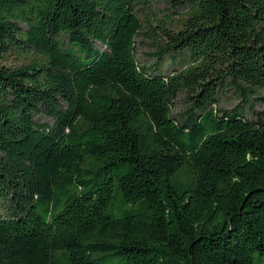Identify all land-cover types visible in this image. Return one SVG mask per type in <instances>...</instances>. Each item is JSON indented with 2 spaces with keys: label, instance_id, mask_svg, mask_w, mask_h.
I'll use <instances>...</instances> for the list:
<instances>
[{
  "label": "trees",
  "instance_id": "16d2710c",
  "mask_svg": "<svg viewBox=\"0 0 264 264\" xmlns=\"http://www.w3.org/2000/svg\"><path fill=\"white\" fill-rule=\"evenodd\" d=\"M165 2L153 27L138 0H0V264L264 257V113L213 107L264 88V0ZM140 36L190 65H139Z\"/></svg>",
  "mask_w": 264,
  "mask_h": 264
},
{
  "label": "rangeland",
  "instance_id": "374dc122",
  "mask_svg": "<svg viewBox=\"0 0 264 264\" xmlns=\"http://www.w3.org/2000/svg\"><path fill=\"white\" fill-rule=\"evenodd\" d=\"M135 10L140 17V20L145 24V18L153 19L152 26L156 27L157 19L164 18L169 12L168 6L165 0H138L135 6ZM146 30V28L144 29ZM135 58L139 65L146 66L150 69L153 67L156 69V73L161 76H170L173 73L180 72L190 65V59L187 55L179 56L176 60H173L170 56H165L157 66H154L155 51L151 43L148 42L143 36L136 38L135 41ZM8 65L15 64V59L9 57ZM216 103L213 107L223 111L240 110L242 116L250 122H256L260 115L264 113V88L259 91L256 99H251L250 103L241 101L229 88H215ZM192 103V94L180 92L173 103L171 114L174 119H185L186 112ZM48 119L40 117L41 122H46ZM140 207V205H139ZM138 208V205L137 207ZM109 212L115 217H120L123 213L121 206V196L118 192L114 193L113 205L109 209ZM253 264H264V257L256 255L254 257Z\"/></svg>",
  "mask_w": 264,
  "mask_h": 264
}]
</instances>
